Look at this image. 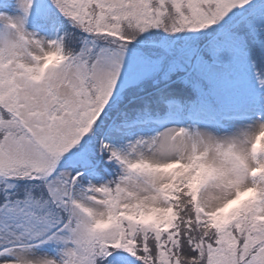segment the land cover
<instances>
[{"label":"snow or ice","instance_id":"obj_1","mask_svg":"<svg viewBox=\"0 0 264 264\" xmlns=\"http://www.w3.org/2000/svg\"><path fill=\"white\" fill-rule=\"evenodd\" d=\"M0 264H264V0H0Z\"/></svg>","mask_w":264,"mask_h":264}]
</instances>
